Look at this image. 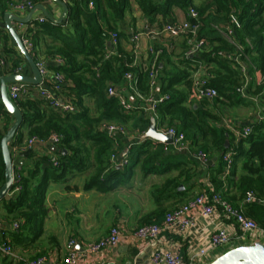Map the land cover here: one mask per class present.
Listing matches in <instances>:
<instances>
[{"label": "trees", "instance_id": "1", "mask_svg": "<svg viewBox=\"0 0 264 264\" xmlns=\"http://www.w3.org/2000/svg\"><path fill=\"white\" fill-rule=\"evenodd\" d=\"M19 1L22 0H0L1 23L4 21L5 13ZM32 1L38 4L46 0ZM90 1L94 2L93 9L89 7ZM195 1L69 0L67 1V17L63 23L54 24L46 18L41 23L33 19L27 24L30 34L33 31L30 28L31 25L37 23L45 29H47L45 27L47 23L58 29L54 35L60 43L47 45L42 54L45 57L60 56L63 59L62 63L54 62L52 68L64 74L66 83L62 86V94L72 98L79 110L75 113L63 114L49 108L40 99H25L16 102L24 117L23 125L13 138H17L18 144L22 145L23 143L22 127L24 125L28 127V138L37 137L41 141L51 142L53 134L61 137L58 143L53 142L55 150H58L59 154L58 164L55 165L48 155H42L32 169H28L25 174L20 173V178L15 184V186H21L18 194L8 201H3L9 217L21 222V231L23 230L35 238L42 234L43 222L47 215L44 205L45 191L50 182L63 181L70 173L89 172L84 185L86 190L97 189L101 192H108L118 187L121 183L120 175L123 172L117 167V164L111 161V155L117 153L118 157L120 156L121 150L115 148L114 141L117 139L121 143V140L100 130L99 126L103 121L127 122L133 118L130 113L134 110L143 113L137 121L139 125H136L142 133L149 128L151 117L155 116L158 128L174 127L183 132L191 151L203 150L208 156H211L213 152L218 153V165L208 168L212 175L210 181L217 190L222 189V182L217 178V175L223 171V154L232 150L233 165L235 166L232 175L236 172L238 157L242 159V173L234 182V193L225 194L227 199L234 205L240 206L242 197L248 190L254 191L258 199H264V120L250 124L249 127L252 130L250 135L236 141L234 132L222 126L220 124L221 116L214 112V108L218 107L219 103L227 104L225 100L229 101L227 105L236 106L253 103L250 101L252 100L249 98L250 96H261L264 99V77L258 84L248 83L247 75L239 65L216 54L219 50H234L235 45L225 37L217 38V43L211 40L209 46L200 52L199 61L196 63L215 61L219 62L223 69L215 74L210 71L209 84L215 87L219 93L213 104L210 100L203 98L197 107L193 102L188 103V95L190 91L193 92L191 70L195 68L193 66L196 60L195 54L192 57L185 54L178 58L180 71L177 75L168 78L166 87L162 82L157 84L160 87L159 92L165 91L169 98L159 102L150 116L146 114V102L141 107L134 104L136 107L126 112L121 106L118 95L109 96L107 94L108 86L112 83L118 87H121L122 83L127 85V80L124 78L127 72L134 74L137 90L142 96L146 98L152 93L149 69L147 68L149 61L147 67L136 66L133 52L126 50L122 45V39H129V37L121 27L127 13L131 12L133 4L137 5L142 16L147 20L148 26L151 27L155 24L162 27L170 22L176 23L174 13L176 7L187 12L190 6L196 7L201 15V29L198 33L200 38L206 37L203 35V28L207 25L210 26V17L219 21L218 25H231L234 31L241 34L243 40L249 39L248 41L244 40L246 48L243 50L244 53L251 54L247 74L260 70L264 75V18L262 15L264 0H202V3L197 6H195ZM187 20L194 22L188 15ZM112 32L118 33L119 41L116 53L106 57L107 49L111 47L109 42ZM179 36L183 37L182 48L187 51V35L182 33ZM36 37L37 34H31L35 45H37ZM0 39L4 42L0 54L11 61L13 65L18 64L16 61L21 60L23 56L16 49L13 38L4 26L0 27ZM154 47L162 49L158 68H164L165 66H160L163 57L166 56L170 62L173 59L160 44H155ZM247 83L249 93L245 94L244 85ZM178 84L184 85L186 91L178 89L176 86ZM88 100L95 102V113L92 112ZM139 101L143 100L139 98ZM12 120V115L0 100V187L5 181V163L1 151V140L12 125ZM245 126L236 123L234 128L241 130ZM227 141L230 143L228 149L226 148ZM152 146H154L153 140L146 139L132 145L130 151L134 150L137 159L142 160L145 172L164 173L169 171L174 166L172 160L179 155V152L177 154L167 152V146L165 149L154 148L151 150ZM63 150H66L67 153L63 154ZM177 160L176 168L186 162L183 159ZM42 163H47V166L41 168ZM190 173V170L183 169L178 177L165 180L162 186L157 188L154 196L159 199L161 194L163 195L168 189H171L176 195H184L186 190L190 189L189 182L193 180ZM182 176H184L183 179H181ZM181 185L185 187L183 191H179ZM243 210L264 227V202L245 204ZM168 211L162 213L161 218L164 219ZM149 216L150 214L147 217ZM153 222L160 223L159 220L146 223ZM21 233H15L13 236L19 239Z\"/></svg>", "mask_w": 264, "mask_h": 264}, {"label": "crops", "instance_id": "2", "mask_svg": "<svg viewBox=\"0 0 264 264\" xmlns=\"http://www.w3.org/2000/svg\"><path fill=\"white\" fill-rule=\"evenodd\" d=\"M197 1L202 3V0H196V5L200 4H197ZM43 4L54 17L59 18L61 16L63 8L57 3L52 0H46ZM8 12L12 11L9 10ZM174 13L176 23L181 24L187 20L188 13L186 10L176 7L174 9ZM262 15L264 18V11ZM41 16L42 12L37 10L33 17L36 19ZM3 26L5 27V21H3V23L0 22V27ZM14 26L19 33L23 32V29H27L28 27H21L17 22L14 23ZM217 26L218 24H216V26H212L210 23V26L207 25L204 27L214 32L218 31V35H213L211 38L205 37L207 40L206 47L209 46V42H211V40H213L214 43H217V38L223 36L221 31L217 29ZM150 27L151 26H148L147 20L142 16L140 10L137 8V5L133 4L132 10L127 13L121 29L124 30L129 37V39H122V45L126 50L134 53V64L136 66H140L148 62L150 56L147 50L150 45L160 44L166 49L167 53L170 54V57L173 60H177L186 54V49L181 47V50L180 46L176 45L177 41L180 42L181 40L179 37L155 36L149 32ZM30 28L33 30L31 34H37L36 47L41 54L46 49L47 45L60 43L59 40L56 39L54 33L40 27L38 23L36 25L32 24ZM151 28L153 29V27ZM205 32L206 31L203 32V35L206 36ZM134 35L139 36L135 39ZM244 40L248 41L249 39L245 38ZM244 40L238 31H234L232 43L235 45V48L232 51L240 55L239 58L241 62L248 69L251 54L249 55L243 52L246 48ZM135 43L139 46L138 49H134ZM3 44V40L0 39V52L3 50ZM180 44H182V41ZM15 47L18 49L16 45ZM200 55V53L195 54L196 60L193 65L195 68L202 66L214 74L217 71L219 72V70L223 71L219 62L201 61L196 64L199 61ZM45 59L50 72H55L52 68L55 62L54 58L46 56ZM160 66H165V63L161 61ZM24 73L28 76H32L33 74L28 62L25 63ZM246 75L248 83L251 84L260 83L264 77L260 70H255L254 72ZM248 83L244 85L245 94L249 93ZM122 84L123 85L121 87L115 85L118 87V92L120 94L129 98V100L137 106L141 107L145 104L144 101H139V98L135 96V92L127 87L128 85L125 86L124 83ZM176 86L178 89L186 91V89H184V85L178 84ZM253 89L254 87L252 90ZM159 91L160 87L157 86L155 92L156 95L167 94L162 91L160 93ZM62 95L66 96L64 94ZM249 98H251L252 100L250 101L253 102L249 105L240 104L236 106H229L227 105L229 103L227 100H225L227 104L219 103L218 107L214 108V112L219 113L221 116L220 124L234 132L235 128L233 126L236 123L249 126L254 122L258 123L259 120H264L263 97L250 96ZM201 99L202 98L194 94V90L193 92L190 91V94L188 95V103L193 102L195 103V107H197ZM214 100H210L211 104H213ZM89 102L90 100H88V104ZM254 103L257 105L258 109H254V107H256ZM152 113L153 110L150 109L149 105H147L146 114L150 116ZM142 114L143 113L141 112L136 113V116H133L135 117L134 121H138L139 118L142 117ZM135 125H139L138 122H136ZM128 130V135L117 137L121 140V143L118 142V145L115 146L117 149L119 148L121 150V153L126 152V157H128L131 146L141 142L140 139L144 133H142L139 128H134L133 130L128 128ZM22 133V145H24L29 139L27 134L28 127L26 125L22 127ZM17 141V138L13 139L12 144L10 145L13 161L15 163V172L17 171L25 174L28 169H32L36 165L42 155H48L52 161L54 159L58 160V150H55L52 141L45 142L37 140L31 147L16 152L14 146H20ZM159 143L161 142L153 141L154 148L159 147ZM170 145L172 146V144L161 143V148L165 149V146H167L168 149L166 151L168 152L170 151ZM184 152L188 153L186 155L187 158H184L186 162L176 168L175 165L178 160L173 159L172 163L174 166L169 171L164 173H157L153 171H149L147 173L142 168V160L139 161V167L135 170L132 169L130 179L121 182L118 187L108 192H101L97 189L86 190L84 188L89 172L70 173L63 181L50 182L45 191L44 201L45 208L47 209V215L43 222L42 234L36 238L25 231L23 232V230L21 231V226L17 230L13 228V224L20 221L12 220L6 212L3 201H0V234L4 239L11 242L18 254L24 257L36 258L37 256L45 253L49 254V260L45 264H65V246L71 237L78 238V248H82L85 243L95 241L106 236L115 225H121L124 229L131 231L140 226V224H144L146 222L157 220L161 222V220H163V218H161L162 213L164 214V212L173 209L178 204L194 197L197 192L203 188L205 181L207 179L210 180L212 176L210 170L208 169L209 166H217L219 162V155L215 152L209 156L208 164H202L198 159H196L193 156L194 151H191L189 147L185 151H180V153ZM119 158L121 157L119 156ZM46 166L47 163H42L40 165L41 168H45ZM240 166H242V164ZM123 167L124 165L119 167V169L122 170ZM238 168L239 166H237L234 175L231 173L230 179L227 177L225 180H222L221 173L217 175V178L222 182L221 191L224 193L233 192L234 182L239 176L237 171ZM183 169L190 170V174L193 176V180L189 182L190 189L187 194L176 195L171 189H168L163 195L161 194L159 199H157L154 196L157 188L162 186L165 180L178 177L180 171ZM183 178L184 176H182L181 179ZM184 189L185 187H183V189H179V191H183ZM149 214L150 216L147 217ZM20 232L22 233L19 239L13 236L15 233L19 234ZM174 238L176 240H181L178 235H175ZM153 247V243L148 244L146 242L135 241L131 238L123 239L122 242L114 248L106 249L97 255L82 257L79 264H126V262L129 261H133L135 264L139 262V259H141V262L138 264H147V258ZM184 253L186 254V248H184Z\"/></svg>", "mask_w": 264, "mask_h": 264}, {"label": "built area", "instance_id": "3", "mask_svg": "<svg viewBox=\"0 0 264 264\" xmlns=\"http://www.w3.org/2000/svg\"><path fill=\"white\" fill-rule=\"evenodd\" d=\"M67 2L68 0H63ZM36 4L32 0H22L11 7L15 10V14L24 17ZM90 9L94 8V2L90 1ZM188 16L194 20L190 22L185 20L182 24L170 22L162 27L155 24L153 29L150 27L149 32L159 37H177L182 33L187 35V51L186 54L193 56L199 54L207 45L205 38L199 37L201 29L199 11L194 6L188 9ZM34 16V15H33ZM35 19L32 17V20ZM38 22H44L46 17L36 18ZM236 22L235 19H233ZM21 27L28 25L18 23ZM27 29L19 33L26 49L33 56L37 67L42 74V81L38 84H31L24 81L11 82L8 85L9 96L15 102L25 99H40L51 109L60 113H75L79 110L78 105L72 98L62 95V86L66 80L63 73L55 71L50 72L46 64L45 56L42 55L34 44L31 34ZM217 29L221 31L223 36L232 42L234 29L231 25H218ZM145 30V29H144ZM143 30V31H144ZM19 32V31H18ZM135 34V33H134ZM139 35H134L135 39ZM119 41L118 33H111V40L108 47L106 57L116 53V47ZM139 46L135 43L134 49ZM148 53L151 56L148 62L140 67L149 69L150 85L152 93L149 97L142 96L136 87V79L132 72L125 73L128 88L135 92L136 96L142 99L154 111L155 106L159 102L169 98V95H156V87L158 84V60L162 53V49H156L154 45L148 47ZM134 54V53H133ZM219 57L233 61L240 66L244 74H247L246 66L241 62L240 55L230 50H219L216 53ZM23 56V55H22ZM55 62L62 63L60 56L54 58ZM27 61L23 57V61L16 65L7 60L0 54V77L2 75L25 74L24 68ZM146 68V69H147ZM211 74L209 70L199 66L191 72V80L194 94L200 98L214 100L219 96L218 90L209 84ZM107 94L109 96L118 95L121 106L124 111L129 112L136 106L129 98L118 92V87L113 83L108 86ZM99 129L106 132L110 136H126L129 133L126 125L116 121H103L100 123ZM165 134L173 136L172 145L176 151H185L188 149V143L183 132L178 131L174 127L158 128ZM252 132L249 126H245L241 130H234L236 141L246 138ZM37 140V137H31L24 145L14 146L15 151L19 152L25 148L31 147ZM61 137L57 134L51 136V141L58 143ZM115 146L118 140L114 141ZM116 148V147H115ZM11 149V148H10ZM12 152V151H11ZM193 156L202 164H208L209 156L203 150H197ZM226 161V170L221 174L222 180H225L231 174L233 166V152L227 151L223 154ZM111 161L118 165H126L128 157L119 158L117 153L111 155ZM53 163L58 164V160L54 159ZM20 178V172H15V184ZM14 184V186H15ZM21 190V186L17 185L11 191V197H15ZM253 202H264V199H258L257 194L248 190L242 197L240 206L230 202L221 190H217L210 180H206L203 188L197 194L187 201L178 204L168 211L162 222L146 223L128 231L121 225H115L110 232L95 241H90L82 246V250L78 249L79 241L76 237H71L65 246V264H79L82 257L97 255L104 250L118 246L123 239L131 238L135 241L154 244L148 258L147 264H209L215 258L226 251L241 245L253 244L255 242L264 243V227L255 219L247 215L243 206ZM217 220V221H216ZM14 229L20 228V222L13 224ZM175 235L180 236L181 240H176ZM186 248V254L184 253ZM0 256L3 261L0 264H45L49 260V254H41L36 258H27L18 254L11 242L4 239L0 234Z\"/></svg>", "mask_w": 264, "mask_h": 264}, {"label": "water", "instance_id": "4", "mask_svg": "<svg viewBox=\"0 0 264 264\" xmlns=\"http://www.w3.org/2000/svg\"><path fill=\"white\" fill-rule=\"evenodd\" d=\"M63 8V12L59 18L54 17L51 12L45 7L43 3H38L36 6L24 17H21L13 12H7L4 15L5 27L9 31L11 37L13 38L15 45L28 62L32 69V76L26 74H11L2 75L0 77V100L4 104L6 110L12 115L13 123L7 132L4 134L1 140V151L3 160L5 163V181L0 187V201H8L11 199V191L14 188L15 182V163L13 161V155L10 149V142L16 135L17 131L21 128L24 122L23 112L17 105V103L12 100L9 96L8 85L15 81H24L31 84H38L42 81V74L36 65V62L30 52L26 49L23 44L21 35L14 26V23L28 24L32 21V17L37 10L42 12V16L46 17L48 20L54 24H61L66 20L68 13V4L63 0H52ZM146 139H151L156 142H161L164 144H172L173 136L170 134H165L159 131L157 128L156 117H151L149 128L143 133L140 141ZM230 143L226 142V148L228 149ZM60 151V150H59ZM67 151L63 150V154ZM126 152H122L120 157L123 158ZM118 168L121 165L117 166ZM183 185L179 189H183ZM80 251L82 248H78ZM138 264L141 259L138 260ZM126 264H134L133 261L126 262ZM209 264H264V243L255 242L253 244L241 245L236 248L230 249L225 253L221 254Z\"/></svg>", "mask_w": 264, "mask_h": 264}, {"label": "rangeland", "instance_id": "5", "mask_svg": "<svg viewBox=\"0 0 264 264\" xmlns=\"http://www.w3.org/2000/svg\"><path fill=\"white\" fill-rule=\"evenodd\" d=\"M199 3H200V1H197V4H199ZM195 6H197V5H195ZM9 10H11L12 12L15 11L12 7ZM209 21L212 24V26H214V25L216 26V24L219 22V21L214 20L212 17L209 18ZM45 27L47 28V30H49L51 33H54V34L58 30V29L52 27L51 24H49V23L45 24ZM204 31L208 32V33L205 32L207 38H211V36H213V35H218V31H215L214 32V31H211L208 28H203V32ZM177 37H179L181 40H180V42L177 41L178 44L176 43V45L180 46V49H181L182 44H180V43H181L183 37H181V36H177ZM22 61H23V58L21 60L16 61V62L19 63V62H22ZM163 62L165 63V67L159 69V73H158V83L160 84V82H162L165 85V87H166L168 85V78L177 75V73L180 71V67H179L180 63H179V60L178 59L177 60H172L170 62V61H168V59H167L166 56L163 57ZM169 91H171V90H169ZM89 106L91 107L92 112L95 113L96 105H95V102L93 100H90ZM255 106L256 107H254V109H258L256 104H255ZM136 113H139V112H137V110L136 111L134 110V111H132L130 113V115L136 116ZM240 117H242V116H240ZM134 119H135V117L131 118L127 122H120V123L126 125L129 129L133 130L134 128H137L136 125H135L137 121H134ZM189 143H190V141H189ZM169 148H170V152L171 153L177 154V152H176L175 148L173 147V145L172 146L170 145ZM156 149H158V150L161 149V143H159V147H157ZM189 149H191V147H189ZM151 150H154V146H152ZM187 154H188L187 152H184V153H180L179 152V155H177L174 159H179V160H182L183 159L184 160V158H186V155ZM238 159L239 160L237 162V166H239V168H238L237 171H238V175H241L242 168H241L240 165L242 164V159H241V157H238ZM226 164H227L226 161H223V171H222L221 174H223V172L226 170ZM150 165H151V163H150ZM138 167H139V160L137 159L136 152L134 150L133 151H129V153H128V163L126 165H124V167L122 169V172L123 173L120 175L121 182H123V181H125L127 179H130V176H131V173H132V169L135 170ZM148 167H149V165H148ZM234 168H235V166L233 165L232 166V169H231V173L234 171ZM227 177H228V179H230L231 178V174L228 175ZM187 192H188V190L184 194H187ZM233 193H234V190H233ZM225 194L226 193L223 192V195L225 196V198H227V196ZM140 225H143V224H140ZM0 261H3V258L1 256H0Z\"/></svg>", "mask_w": 264, "mask_h": 264}]
</instances>
